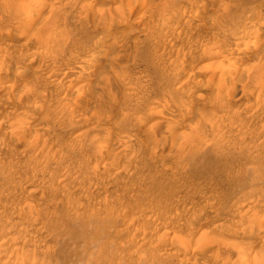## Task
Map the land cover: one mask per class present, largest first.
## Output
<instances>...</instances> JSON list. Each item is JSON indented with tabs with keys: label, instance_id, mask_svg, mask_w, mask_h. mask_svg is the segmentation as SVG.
<instances>
[{
	"label": "rangeland",
	"instance_id": "374dc122",
	"mask_svg": "<svg viewBox=\"0 0 264 264\" xmlns=\"http://www.w3.org/2000/svg\"><path fill=\"white\" fill-rule=\"evenodd\" d=\"M263 20L264 0H0V264H264Z\"/></svg>",
	"mask_w": 264,
	"mask_h": 264
},
{
	"label": "bare ground",
	"instance_id": "6f19581e",
	"mask_svg": "<svg viewBox=\"0 0 264 264\" xmlns=\"http://www.w3.org/2000/svg\"><path fill=\"white\" fill-rule=\"evenodd\" d=\"M141 2V1H140ZM8 4H12V3H8ZM15 5H17L16 3L14 4V6ZM11 7L13 8V6L11 5ZM9 9H10V7H8ZM15 10L17 9V8H14ZM14 9H10L12 12H14ZM190 10V9H189ZM187 12V11H186ZM192 14V13H191ZM263 22H264V20H263ZM199 24V22L197 23V25ZM203 25L204 24H206V23H202ZM201 23H200V25L201 26H203ZM200 25H198L199 26V28H200ZM196 26V25H195ZM174 27V26H173ZM197 27V26H196ZM204 27H207V26H204ZM203 27V28H204ZM198 27H197V29H199ZM202 28V27H201ZM202 28V29H203ZM208 28V27H207ZM206 29V28H205ZM209 29V28H208ZM211 29V28H210ZM200 30V29H199ZM206 31V30H205ZM207 31H209V30H207ZM206 31V32H207ZM214 32V31H213ZM213 32H211V33H213ZM217 34H219V33H217ZM205 35V34H204ZM207 35V34H206ZM259 36H262V31L258 34ZM214 36H215V34H214ZM203 37V36H202ZM206 37V36H205ZM204 37V38H205ZM209 37H211V35L209 36ZM213 37V36H212ZM211 37V38H212ZM214 38V37H213ZM215 38H216V36H215ZM214 38V39H215ZM211 40V39H210ZM213 40V39H212ZM216 40H217V38H216ZM214 42H215V40H213ZM172 42H174V41H171V43ZM176 42V41H175ZM174 42V43H175ZM246 42H248V41H246ZM173 43V44H174ZM248 43H250V42H248ZM224 44V43H223ZM252 44V43H251ZM170 45V44H169ZM246 45V44H245ZM244 45V46H245ZM248 45H250V44H248ZM175 46H176V44H175ZM238 46V45H237ZM221 47V46H220ZM249 47H251V46H249ZM249 47H248V50H249V52H250V50H251V48L249 49ZM231 47H228L227 45H225L224 47H222L221 49H222V53H230V52H232L233 50H231L230 49ZM235 47H233V49H234ZM246 48H247V45H246ZM240 49H242V48H240ZM239 49V52H237V53H235L233 56H232V58H231V61H230V66H233V67H236V66H238V65H240L241 63H243V61H245L246 59H247V56H248V50L246 49V50H244L245 48L243 47V51H241ZM245 51V52H244ZM111 52H114V50H110V54H111ZM94 55H95V53H94ZM250 55V54H249ZM85 56V55H84ZM91 56V55H90ZM94 57H96V56H94ZM98 57V56H97ZM79 58V57H78ZM96 60L95 59H92V57L91 58H88V57H80V59L79 60H76V61H74L73 63H72V66L74 67V69L75 68H79V69H81L82 70V73H84V71L83 70H86L87 68H88V66H90V65H92V64H94V62H95ZM70 66H71V64H70ZM70 68V67H69ZM232 68V67H231ZM231 68H229V69H231ZM240 68H242V67H240ZM262 68H263V66H262ZM73 69V68H72ZM238 69V68H237ZM243 69H244V67H243ZM91 70V67H89V69H88V71H90ZM233 70V69H232ZM260 70V69H259ZM264 70V69H263ZM75 71V70H74ZM223 71V70H222ZM229 71V70H228ZM241 71H242V69H241ZM81 72V71H80ZM80 72H78L77 71V74H80ZM227 72V71H226ZM233 72V71H232ZM256 72V70L253 72V74L252 73H250L251 75H256V74H254ZM221 73H223V72H221ZM241 73H243V72H241ZM240 73V74H241ZM261 73V72H260ZM26 74V73H25ZM91 74V73H90ZM89 74V75H90ZM257 74H258V71H257ZM264 74V73H263ZM263 74L261 73L260 75H262L263 76ZM1 75V74H0ZM23 76L24 75V72L21 70V72H20V76ZM222 75V74H221ZM223 75H225L224 73H223ZM259 75V77H262V76H260ZM25 76V75H24ZM34 76V75H33ZM91 76V75H90ZM9 77V76H8ZM37 76H35V78H36ZM140 77V75H137L136 76V78H139ZM212 77V76H211ZM258 76L256 75V78H257ZM258 77V78H259ZM32 78V77H31ZM34 78V77H33ZM263 79V78H262ZM204 81H205V79H203ZM201 78H199V76L198 77H195V78H193L191 81H190V84L192 85V87L193 86H197V88H198V86L200 85V84H202V85H204L203 83H206V82H204ZM209 80H210V78H209ZM6 81H8V78H7V75H3L2 74V76H0V83H5ZM32 81H34L33 79H32ZM35 81H37V79H35ZM219 82V81H218ZM221 82V81H220ZM51 83V82H50ZM201 85V86H202ZM220 85H221V83H220ZM1 87V86H0ZM192 89V88H191ZM197 91V90H196ZM29 97V96H28ZM195 97H196V99H201L202 97H205V99H207L206 98V96H203V94H195ZM209 98V97H208ZM30 100H31V97L29 98ZM30 100H28L27 99V101L24 103V106L26 107V108H28V107H32L33 108V106H34V104H33V99L30 101ZM35 100V99H34ZM207 101V100H206ZM35 102V101H34ZM264 113V112H263ZM44 126V125H43ZM42 126V127H43ZM107 128V127H106ZM12 130V129H11ZM11 130H7V132H9V131H11ZM48 131V130H47ZM47 131L45 132V133H47ZM44 133V132H43ZM42 136H44L43 134H42ZM47 136V135H46ZM50 137V136H49ZM48 137V138H49ZM44 138H46V137H44ZM43 138V140H46L45 141V143L47 142V138L46 139H44ZM39 139H42V138H39ZM38 139V137L35 139L36 141L38 140V141H40ZM1 140V139H0ZM3 141V140H2ZM42 141V140H41ZM32 142V141H31ZM43 142V141H42ZM41 142V143H42ZM52 142V141H51ZM33 143V142H32ZM40 143V142H39ZM40 143V144H41ZM48 143V142H47ZM34 144H36V142L34 143ZM36 145H38V144H36ZM35 145V146H36ZM41 145H43V144H41ZM40 145V147H42ZM52 145V144H51ZM30 146V145H29ZM46 145L44 144V146L42 147V148H46L45 147ZM34 147V146H33ZM49 147V146H48ZM98 147V146H97ZM41 148V149H42ZM56 149H57V147H55ZM101 148H103V146L101 145ZM40 149V150H41ZM99 149H100V147H99ZM43 150V149H42ZM41 150V151H42ZM46 150V149H45ZM49 150V149H48ZM55 150V149H54ZM53 150V151H54ZM58 150V149H57ZM97 150H98V148H97ZM50 151H51V149H50ZM49 151V152H50ZM52 151V152H53ZM99 151H101V153L103 152V150H99ZM45 152H47V151H45ZM55 153V152H54ZM37 154V153H36ZM40 154V153H39ZM41 155V154H40ZM37 156V155H36ZM44 156H45V153H44ZM47 156H49V155H47ZM44 159H46V158H44ZM48 159H50L49 157H48ZM47 160V159H46ZM53 160V159H52ZM36 161V160H35ZM39 161V160H38ZM54 161V160H53ZM57 161V160H56ZM52 162V161H51ZM23 163V162H22ZM46 164L48 163V162H45ZM61 163V162H60ZM39 164V163H38ZM53 164V163H52ZM44 165V164H43ZM51 165V164H50ZM57 165V164H56ZM59 165V164H58ZM49 166V165H48ZM45 167V166H44ZM51 168V167H50ZM37 169V168H36ZM43 169V168H42ZM46 169V168H45ZM55 170V169H54ZM46 171V170H45ZM18 174V173H17ZM8 178V176H5V178ZM49 177V176H48ZM53 177V176H52ZM12 178V177H11ZM11 180V179H10ZM9 181V180H8ZM11 182V181H10ZM13 182V181H12ZM67 184V183H66ZM47 185H49V184H47Z\"/></svg>",
	"mask_w": 264,
	"mask_h": 264
}]
</instances>
